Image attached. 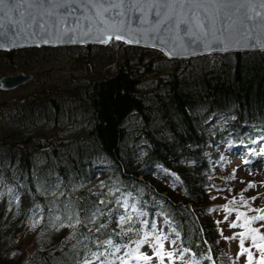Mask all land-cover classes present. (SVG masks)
<instances>
[{"label":"trees","instance_id":"1","mask_svg":"<svg viewBox=\"0 0 264 264\" xmlns=\"http://www.w3.org/2000/svg\"><path fill=\"white\" fill-rule=\"evenodd\" d=\"M60 51L83 54L93 65L95 53L123 54L91 71L94 76L87 71L62 98L48 88L36 95L32 86L21 95L0 90L23 99L13 112L0 108V264H81L98 250L97 239L134 246L152 223L153 235L161 234L157 218L194 264H224V238L209 218L207 200L230 188V178L217 181L231 176L230 156L264 154V53L172 61L114 42L0 57L16 64L21 55ZM172 65L177 68L165 73ZM18 71L0 68L4 76ZM148 75L157 80L147 81ZM10 113L12 120L2 122ZM42 119L52 128L69 123L70 129L57 134V144L38 141L45 135L32 129ZM97 209L103 215H93ZM121 215L123 228L132 232L121 230ZM37 216L35 247L20 258V232ZM57 216L70 231L51 243ZM102 223L107 227L99 233L89 231Z\"/></svg>","mask_w":264,"mask_h":264},{"label":"snow or ice","instance_id":"2","mask_svg":"<svg viewBox=\"0 0 264 264\" xmlns=\"http://www.w3.org/2000/svg\"><path fill=\"white\" fill-rule=\"evenodd\" d=\"M150 35L151 46H157L156 41L166 45L169 49L166 54L170 56L196 55L199 48L220 52L236 48L264 50V0H0V48L18 46L22 37H39L43 43L56 39L73 44L87 38L107 45L113 41L139 44ZM255 187V184H248L249 189ZM229 204L246 207L256 215L249 217L238 208L226 205L225 221L235 212V220L229 223V227L245 229L226 239L239 237L238 256L247 254V264H253L252 251L245 247V241L251 240L252 247L260 253L259 264H264V234H261V228L252 227L254 223L264 222V208L253 209L243 192L238 201L234 198ZM96 214L103 215V210L97 209L93 215ZM127 219L130 222L132 218ZM125 223V217L121 215L118 222L121 230L125 234L132 232V227L123 228ZM143 223L148 227V221ZM106 227L102 223L89 231L99 233ZM151 229L142 238L132 241L134 248H130L129 243H114L112 238L97 239L98 250L92 252L83 264H95L96 261L115 264L116 260L120 264H129V259L147 262L152 257L142 254L140 248L150 239L154 241L155 255L161 264L166 258L172 261L177 254L164 251L163 241L169 237L162 233L153 235L155 223L151 224ZM176 235L178 237L179 233ZM172 243L175 244V240ZM101 248L104 250L100 251ZM122 248L128 251L117 255ZM186 251L179 253L181 260ZM109 256L115 260L109 261ZM206 259L212 260L213 257L208 255Z\"/></svg>","mask_w":264,"mask_h":264},{"label":"rangeland","instance_id":"3","mask_svg":"<svg viewBox=\"0 0 264 264\" xmlns=\"http://www.w3.org/2000/svg\"><path fill=\"white\" fill-rule=\"evenodd\" d=\"M50 48V47H49ZM53 49V48H52ZM57 49V48H54ZM113 52H110L107 56L99 55L98 53L93 55L95 62V65L91 63V61L85 57V55L80 53H74L72 51H60V52H49L46 54L39 53V54H33L29 53L28 55H21L15 62L16 64H9L6 62H3V59L0 57V68L2 69V72L11 71L14 68H18V72L25 73L27 75L31 74L33 76V79L29 81V83L20 86L17 92L15 94L21 95L22 93H27L28 91L32 90L30 93H34L35 95L39 92L38 88H48L52 89L56 96L63 97L68 96V93H66V90L68 87L76 86L77 80L81 82L83 77L86 76V72L88 71L87 75H93L92 72H96V70L102 69L104 70V64L107 62H113L117 59H122L123 52L116 51V55L112 54ZM115 53V51H114ZM115 55V56H114ZM92 57V58H93ZM116 57V58H114ZM88 66L89 69L88 70ZM87 68V69H86ZM177 67L176 65L169 66V68L165 69V73L169 71L175 70ZM92 71V72H91ZM17 72V73H18ZM15 74V73H13ZM4 76L0 74V78ZM77 78V79H76ZM147 81L149 80H157V78L154 77V75H148L145 77ZM75 81V82H74ZM83 81V80H82ZM79 82H77L78 84ZM31 84V85H30ZM32 86V88L30 87ZM31 88L30 90H28ZM27 89V90H26ZM7 93V92H6ZM3 93L0 92V108H7L11 107V112L14 111L15 108L18 107L19 102L23 99H14L13 95L11 93ZM33 94V95H34ZM15 107V108H14ZM14 108V109H13ZM11 114L8 115V117H5L4 120H1L4 123H9L11 121ZM70 125L69 123L63 122V124H58L57 127H50L48 121H40L36 128L32 131L38 134H44L45 136L38 139V141L41 142H47V141H55V144L58 142V136L64 131L69 130ZM36 133V135H38ZM58 134V136H57ZM35 135V136H36ZM260 152V150H259ZM232 158L229 159V171L232 172L231 176H228V174L222 175L217 181H224L225 179L228 180V184L230 183V188L228 191H226L223 194H218V196L215 199L209 198L207 200V203L212 204L209 205L208 211L210 209H215V211H209L210 213V219L213 220L215 226H220L221 236L224 238L222 246H223V253L225 255V262L224 264H247V254L244 256H238V253L240 252L239 248V237H237L236 240L226 239L227 237H231L233 235H236L237 233L244 231L245 229L242 228H230L229 223L233 220H235V212L231 216H229L228 220L225 221L224 217L226 213L224 212V207L226 205L238 208L239 211L247 213V215L254 216L256 215L255 212H249L246 207H241L239 205H230L229 202L233 200L234 198L238 201L240 194L243 192L245 199L249 200L250 206L255 208H264V161L258 160L257 158H254V161L251 159H247L246 155L244 153H238V155L231 156ZM245 161H248L245 163ZM234 167H236L234 169ZM252 183L255 184V188H248V184ZM247 189V191H245ZM178 191V190H177ZM180 192V191H179ZM234 192V193H233ZM255 197L256 199L253 200L252 198ZM41 217L38 216L35 217L28 225H25V227L20 232V237L18 238V241L20 243V252L19 256L20 258H26V255L30 253L35 245H34V238L36 234V230L40 225ZM158 222V229L160 233L164 232L163 235L168 236L169 239L166 241H163L164 243V251L168 252L171 251L177 255H174L173 260L169 261L167 258L164 260V264H194L191 260V255L186 252H184L183 259L181 260L179 258V253L182 252L178 245L172 243L174 239L171 238V236L168 234L166 229V221L162 220L161 218H157ZM54 227H56V233L57 235L51 240V243H55L58 241V239L62 238L63 232L65 231L67 235L69 234V227H67L66 223L57 216V218H54L53 221ZM255 224V225H254ZM252 227H258L261 228V234H264V227H261L264 222H258L254 223ZM257 225V226H256ZM64 230V231H63ZM159 235V234H158ZM259 242V241H258ZM154 241L150 239V242L143 245L140 248V252L144 255H148L149 257H152L149 261H135L129 259V264H161L159 258L155 255V249L153 247ZM134 246H130V248H134ZM245 247L250 248L253 254V264H259L260 261V253L257 251L256 248L252 247L251 240L245 241ZM125 251H128V249L122 248L121 253L117 255H123ZM109 261L115 260V257H107ZM126 259H128L126 257ZM84 261L81 262L83 264ZM95 264H100V261H96ZM115 264H120L118 260H116ZM202 264H209L208 262H203Z\"/></svg>","mask_w":264,"mask_h":264},{"label":"water","instance_id":"4","mask_svg":"<svg viewBox=\"0 0 264 264\" xmlns=\"http://www.w3.org/2000/svg\"><path fill=\"white\" fill-rule=\"evenodd\" d=\"M114 42V41H113ZM119 44L122 45H127L130 47H139L142 49H149L155 52H159L162 56H164L167 60H172V61H179V60H190V59H194V58H201L203 56H211V55H244V54H254L255 52H260V53H264V50L259 49V48H247V49H241V48H236V49H232V50H228L225 52H220V51H212V50H208V49H203V48H199L198 54L196 55H168L166 54L169 49L166 45H160L158 43V41H156L157 46H151L153 41H152V37L151 35L146 38L144 41H142L139 44L136 43H131V44H125L122 41H116ZM18 46H14V47H9L7 45H5V47L0 48L1 52H12V51H17V50H26L28 48H34V49H38V48H60V47H86V46H98V47H103V46H107L104 44H100L97 42H93V41H88L87 38H85L84 42H77V43H62L59 40L56 39H52L50 40L49 43H43L42 39L37 37L35 39L33 38H24L22 37L18 42ZM39 45V46H37ZM33 79V76L31 74L26 75L24 73H18V75H7L4 76L2 78H0V90L2 91H6L8 92L9 90H15L17 88H19V86L21 85H25L26 83H28L30 80Z\"/></svg>","mask_w":264,"mask_h":264}]
</instances>
